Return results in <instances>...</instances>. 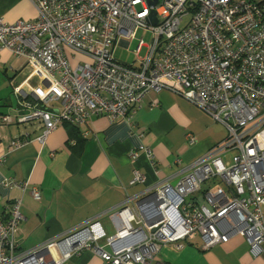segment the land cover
<instances>
[{
    "label": "built area",
    "instance_id": "2783aa9c",
    "mask_svg": "<svg viewBox=\"0 0 264 264\" xmlns=\"http://www.w3.org/2000/svg\"><path fill=\"white\" fill-rule=\"evenodd\" d=\"M30 1L35 19H0V50L24 56L30 67L14 86L27 111L0 114L1 126L40 120L44 141L56 127L81 126L92 116L130 119L147 92L168 89L223 124L228 137L177 178L160 182L134 209L121 206L129 221L116 223L113 237L91 219L19 249L21 200L0 203V264H66L89 249L108 264H167L154 259L163 245L199 238L210 248L236 235L264 257V0ZM140 27L152 32L149 44L143 38L137 44L135 54L146 48L144 57L118 61L115 46L128 49ZM69 51L74 60L79 53L90 61L73 65ZM188 139L194 142L192 134ZM139 151L154 158L145 145L131 157ZM212 178L217 182L203 189ZM144 182L136 169L131 183ZM31 192L40 198L38 187Z\"/></svg>",
    "mask_w": 264,
    "mask_h": 264
},
{
    "label": "crops",
    "instance_id": "0c3cea01",
    "mask_svg": "<svg viewBox=\"0 0 264 264\" xmlns=\"http://www.w3.org/2000/svg\"><path fill=\"white\" fill-rule=\"evenodd\" d=\"M36 16L30 0H0V19L6 22ZM29 72L24 56L0 50V114L27 111L14 86ZM134 109L130 119L113 123L105 116H92L81 126H58L44 141L39 140L44 131L40 120L0 125V203L21 200L19 249H30L91 219L101 222L107 236H115L116 223L129 221L128 212L119 213L121 206L134 209L160 182L177 178L228 137L223 124L168 89L147 92ZM15 139L22 140L17 147L11 146ZM140 145L150 147L154 158L139 151L133 159L131 152ZM136 169L146 182L131 183ZM9 179L17 185H4ZM32 186L40 190L39 199L32 195ZM154 259L167 264H264V257L254 256L238 235L210 248H204L199 238L166 244ZM66 264L108 263L89 249Z\"/></svg>",
    "mask_w": 264,
    "mask_h": 264
},
{
    "label": "rangeland",
    "instance_id": "374dc122",
    "mask_svg": "<svg viewBox=\"0 0 264 264\" xmlns=\"http://www.w3.org/2000/svg\"><path fill=\"white\" fill-rule=\"evenodd\" d=\"M143 38L144 42L146 44H149L152 40V32L146 30L145 28L143 27H140L137 29L136 33H135V38L131 41L130 38L126 39V38H122L120 37L119 39H124L126 41H131V44H130V47L127 49V48H124L122 46H120L119 44H117L115 46V49H114V55H115V58L122 62V63H133L135 60H137V57L138 58H142L144 57L145 55V51H146V48H144L142 50V52L139 53V55H136L135 54V51H136V48H137V44L139 42V40ZM69 56H70V59H71V62L73 65H75V61L78 60V61H81V62H89L90 59L81 55V54H77L76 56V60L73 59V56L71 54V52L69 51ZM227 132V130H226ZM227 158H232V153L231 152H228L227 154ZM213 183H215L212 179L210 180H206L205 182H203L202 184V188L205 189L207 188L208 186L212 185ZM199 199L201 201H204V196H203V193L201 192L200 196H199Z\"/></svg>",
    "mask_w": 264,
    "mask_h": 264
},
{
    "label": "water",
    "instance_id": "95a60500",
    "mask_svg": "<svg viewBox=\"0 0 264 264\" xmlns=\"http://www.w3.org/2000/svg\"><path fill=\"white\" fill-rule=\"evenodd\" d=\"M156 1L157 0H154L153 3H156ZM152 17H153V23H157V19L155 17V13L154 12H153V16ZM176 183H177L176 181L173 182V184H176Z\"/></svg>",
    "mask_w": 264,
    "mask_h": 264
},
{
    "label": "trees",
    "instance_id": "16d2710c",
    "mask_svg": "<svg viewBox=\"0 0 264 264\" xmlns=\"http://www.w3.org/2000/svg\"><path fill=\"white\" fill-rule=\"evenodd\" d=\"M66 125H67L68 127L76 126V125H73V124H70V123H66Z\"/></svg>",
    "mask_w": 264,
    "mask_h": 264
}]
</instances>
